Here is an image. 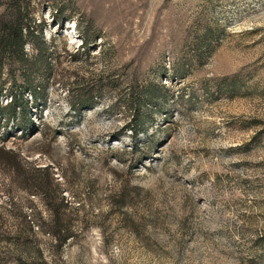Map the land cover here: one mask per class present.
I'll list each match as a JSON object with an SVG mask.
<instances>
[{"label":"rangeland","instance_id":"rangeland-1","mask_svg":"<svg viewBox=\"0 0 264 264\" xmlns=\"http://www.w3.org/2000/svg\"><path fill=\"white\" fill-rule=\"evenodd\" d=\"M21 9L24 51L0 48V264H264V0Z\"/></svg>","mask_w":264,"mask_h":264},{"label":"trees","instance_id":"trees-1","mask_svg":"<svg viewBox=\"0 0 264 264\" xmlns=\"http://www.w3.org/2000/svg\"><path fill=\"white\" fill-rule=\"evenodd\" d=\"M24 0H8L6 9L9 10V14H6L0 19V48L9 47L10 49L17 50L18 54L24 51V46L26 44L25 36L23 31L24 26V14L21 9V4ZM34 37V34H30ZM43 48V45L41 46ZM2 64H0L1 66ZM64 207H68V204L62 201ZM56 226L54 227L56 232L54 235L57 236L61 243L66 242L67 239L71 237L69 232L61 235V231L58 230L60 225L59 217L55 219Z\"/></svg>","mask_w":264,"mask_h":264}]
</instances>
